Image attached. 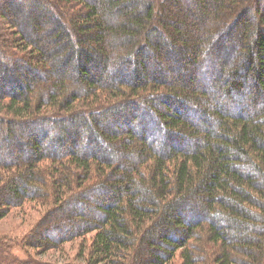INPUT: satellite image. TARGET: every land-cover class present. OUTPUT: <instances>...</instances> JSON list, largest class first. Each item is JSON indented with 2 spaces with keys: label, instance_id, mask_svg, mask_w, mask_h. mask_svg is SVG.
I'll return each mask as SVG.
<instances>
[{
  "label": "trees",
  "instance_id": "16d2710c",
  "mask_svg": "<svg viewBox=\"0 0 264 264\" xmlns=\"http://www.w3.org/2000/svg\"><path fill=\"white\" fill-rule=\"evenodd\" d=\"M42 19L74 73L26 33ZM164 43L188 77L148 73ZM150 115L167 141L145 137ZM34 129L55 134L46 149ZM68 131L118 149L63 150ZM23 132L32 157L0 159V220L30 205V247L78 242L63 264H264V0H0V154Z\"/></svg>",
  "mask_w": 264,
  "mask_h": 264
},
{
  "label": "rangeland",
  "instance_id": "374dc122",
  "mask_svg": "<svg viewBox=\"0 0 264 264\" xmlns=\"http://www.w3.org/2000/svg\"><path fill=\"white\" fill-rule=\"evenodd\" d=\"M13 8H11L12 10ZM14 11V9H13ZM15 12V13H14ZM13 13L16 14V19L19 21H22L24 18L31 17V10L30 9H18V14L16 11ZM34 17V15H32ZM53 21L51 19H42L41 20V28L42 30L39 31V33H34L33 30L30 28L29 24H26L25 31L28 34V36H39L40 38H51V44L50 49L52 51H55L57 54L60 55V59H65L66 57L69 60V72L72 74L74 73V70L76 71V67H79V64L74 62L76 57L73 55H67V52H64L61 48H63V45L66 44V38L63 36L60 37V39H53L49 29L53 26ZM188 24H190V21L188 20ZM6 30V29H5ZM91 45V44H88ZM161 47L165 51V54L167 55L168 60L165 62V66L168 64L169 67L162 66V62L164 61L162 58L160 59L161 65L158 66L159 60H156V63H152L147 66L148 73H154L152 75L156 77H161L166 80H176L180 79L181 77L186 78L189 75L188 71L182 70L180 67L178 68V62L174 60V51L170 50L169 47L164 43L161 44ZM231 45L229 43L225 46L224 55L229 52ZM49 48V47H48ZM62 50V51H60ZM72 53V52H71ZM234 59L230 57V62H234ZM70 60H72L70 62ZM97 60V59H96ZM207 67V66H206ZM210 68V67H209ZM207 69V68H206ZM22 71H25L24 68L21 69ZM89 70L95 71V65H91L89 67ZM211 69H209L210 71ZM207 71V73L209 72ZM107 73H110L108 70ZM243 73V72H241ZM216 74V72H214ZM121 75V74H120ZM116 75L117 77H121L124 81H132V70L131 68H124L122 75ZM158 75V76H157ZM200 72H199V74ZM75 77V75L73 74ZM32 77V74L27 73L25 77V83L28 84L30 78ZM39 77L41 79L47 77V72L40 73ZM203 77H206L204 74ZM24 80V79H23ZM248 80V79H247ZM249 82V81H247ZM1 83L2 80H1ZM10 84L14 85L15 87L18 86V88L23 89L24 82L21 80H16L15 82L9 81ZM8 84V83H7ZM13 86V87H14ZM247 86V85H246ZM245 86V87H246ZM249 87V86H248ZM246 105V104H245ZM180 110L183 112V106L179 107ZM177 110V109H176ZM153 116L150 115V117H139L138 122L142 123V131L145 134V137L147 139H150L152 143L160 144L162 141L165 140L159 131V127H157L154 123H152ZM123 122H115V123H107V124H100L98 126V130L101 128L106 129H115L114 126H118V128H125L128 127L130 124ZM136 122H134L132 125L134 126ZM34 134H31L30 136H33L35 138H40V140L43 142L41 146H43V149H46L48 147L47 140H49V137L51 138L53 135L52 132L46 130V132L36 131L34 129ZM69 132V131H68ZM67 139L65 140L64 148L66 151L69 149H77L80 151H86V152H92L98 155H103L106 153H110L111 151L114 152V150L117 151L118 147L114 144H108L106 141H97L96 139L92 140L91 142L85 141V138L89 135L86 132L83 131H77V132H69ZM23 134L26 137H23L22 139H15L14 141H7L6 144H9V147L17 146V149H15L14 152L8 153V154H0V159L7 160V159H16V158H29L31 156L30 148H29V141L30 139L27 138V135L25 132ZM87 134V135H86ZM29 136V135H28ZM163 138V139H162ZM76 140L74 143H71L72 141ZM175 141H173L171 144H174ZM117 148V149H116ZM10 150V149H9ZM62 151V150H61ZM11 152V150H10ZM59 152V151H58ZM32 157V156H31ZM86 211V210H85ZM89 211V210H87ZM86 211V212H87ZM35 212L33 208L28 205L24 204L18 208H13L4 218L0 220V258L3 256H8L9 260L10 257L17 259L19 261H22V263L27 264H39V263H45V264H63L65 263L64 260L68 258H72L74 254H76L78 249V242L74 241L71 243H66L63 245V248L61 250H49L42 252L41 250H36L35 248L30 247L25 242H22L23 238L25 237L27 230L29 229V223L31 216H34ZM71 260V259H70ZM171 264H178V261H173Z\"/></svg>",
  "mask_w": 264,
  "mask_h": 264
}]
</instances>
